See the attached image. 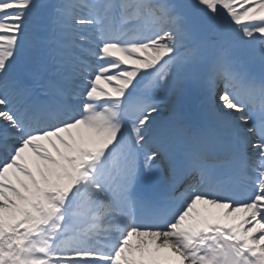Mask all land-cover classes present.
Masks as SVG:
<instances>
[{
  "label": "snow or ice",
  "instance_id": "obj_1",
  "mask_svg": "<svg viewBox=\"0 0 264 264\" xmlns=\"http://www.w3.org/2000/svg\"><path fill=\"white\" fill-rule=\"evenodd\" d=\"M0 264H264V0H0Z\"/></svg>",
  "mask_w": 264,
  "mask_h": 264
}]
</instances>
